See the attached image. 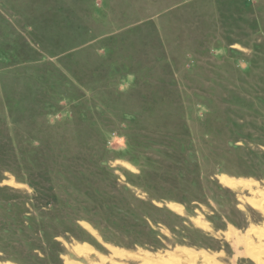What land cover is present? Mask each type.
Returning <instances> with one entry per match:
<instances>
[{"label":"rangeland","instance_id":"1","mask_svg":"<svg viewBox=\"0 0 264 264\" xmlns=\"http://www.w3.org/2000/svg\"><path fill=\"white\" fill-rule=\"evenodd\" d=\"M262 195L264 0H0V264H255Z\"/></svg>","mask_w":264,"mask_h":264},{"label":"bare ground","instance_id":"2","mask_svg":"<svg viewBox=\"0 0 264 264\" xmlns=\"http://www.w3.org/2000/svg\"><path fill=\"white\" fill-rule=\"evenodd\" d=\"M224 180V185H226V186H228V187H232V188H236V187H238L240 184L238 183V182H234V181H230V180H226V179H222V181ZM250 185V184H249ZM257 186V185H256ZM242 187V186H241ZM247 188H249V187H247ZM250 189V188H249ZM254 193H256V191L254 192ZM258 194H259V190H258ZM262 197L263 198H261V199H263V202L262 203H264V196L262 195ZM255 205V204H254ZM255 206H257V205H255ZM170 208H171V210H173V211H176V210H178L179 211V209H177L176 207H174V206H170ZM258 208V207H257ZM260 211H261V209H260ZM263 211V210H262ZM252 233H254V231L253 230H250V231H248V236L250 235V234H252ZM248 238V237H247ZM257 238V246L256 247H251V246H248V247H246L245 246V248H246V255L247 256H249L251 259H252V261L255 263V264H264V231L262 230L260 233H259V236H257L256 237ZM242 245H244V244H242ZM250 245V244H249ZM253 246V245H252ZM243 247V246H242ZM244 248V247H243ZM77 252L78 254H84V252L82 251V250H80V249H76V248H74V252ZM94 251L93 250H91V249H88V250H86V255L88 254H92ZM113 253H114V255H118V254H120L121 252H117V250L115 251H112ZM111 252V253H112ZM181 253H183V254H185V255H187L188 253L186 252V251H182ZM123 254V253H122ZM121 254V255H122ZM120 255V256H121ZM125 255H127V254H125ZM119 256V255H118ZM122 256H124V254L122 255ZM114 257V256H113ZM130 257V256H129ZM149 257V256H148ZM127 258V257H126ZM125 258V259H126ZM137 259L139 258V257H136ZM157 258V257H156ZM164 259H166V258H164ZM174 259V258H173ZM176 259V258H175ZM139 260H141V259H139ZM168 260V259H167ZM170 260V259H169ZM177 263H179V261H180V259H178L177 258ZM146 261V260H145ZM159 261V260H158ZM171 261V260H170ZM211 261V260H210ZM161 262H162V260H161ZM169 262V261H168ZM176 262V261H175ZM192 262H194V261H192ZM196 262V261H195ZM151 263V262H150ZM181 263V262H180ZM158 264H159V262H158ZM165 264V263H164ZM173 264V263H172ZM207 264H215L214 262H207Z\"/></svg>","mask_w":264,"mask_h":264}]
</instances>
